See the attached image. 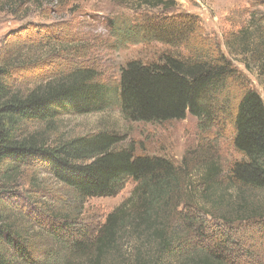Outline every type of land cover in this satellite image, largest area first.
Masks as SVG:
<instances>
[{
    "label": "trees",
    "instance_id": "trees-1",
    "mask_svg": "<svg viewBox=\"0 0 264 264\" xmlns=\"http://www.w3.org/2000/svg\"><path fill=\"white\" fill-rule=\"evenodd\" d=\"M129 1L148 11L107 20L114 50L160 44L186 54L129 61L111 83L94 65L78 62V55L71 65L49 63L48 76L24 89L10 83L13 72L6 62L0 66V264H264V252L257 260L253 247L245 251L253 242L264 249V208L251 194L264 192L262 98L196 16L164 14L173 10L174 0ZM45 2L0 0V5L14 11L22 3L40 11ZM253 27L242 49L264 60V30L258 23ZM254 37L256 44L249 42ZM60 47L73 55L80 50ZM112 107L126 121L150 124L181 121L188 114L197 121L200 140L180 164L117 148L122 138L109 131L48 142L60 117ZM28 124L44 129L25 133ZM227 130L240 158L225 170L213 154L211 133L223 138ZM30 168L82 200L115 197L128 181L135 186L96 230L77 228L75 218L46 207L38 214L43 221L34 217L36 224H29L31 211L20 205L23 212L14 214L12 204ZM207 218L225 231H213ZM241 225L251 232L236 231ZM241 253L249 259L239 260Z\"/></svg>",
    "mask_w": 264,
    "mask_h": 264
},
{
    "label": "rangeland",
    "instance_id": "rangeland-1",
    "mask_svg": "<svg viewBox=\"0 0 264 264\" xmlns=\"http://www.w3.org/2000/svg\"><path fill=\"white\" fill-rule=\"evenodd\" d=\"M173 10L165 11L170 16L189 14L196 16L203 24L209 36H214L224 56L231 61L251 83L264 102V60H253L250 51H243L245 40H251L253 24L258 23L264 30V0H174ZM17 8L0 5V66L7 63L11 67L10 83L19 88L28 84L42 82L51 70L49 63L58 66L72 64L79 55L78 62L94 65L100 78L105 82L118 79L119 70L127 62L139 60L143 63L156 62L162 56L171 54L184 56V49H173L160 44L130 45L114 50L107 30V20L114 15L135 16L148 9H136V3L129 0H57L52 4L46 0L44 8L37 11L34 7L27 10V5L16 3ZM155 13H162L157 10ZM244 37V38H243ZM257 43L256 38L254 37ZM226 40L230 44L227 47ZM78 46L76 55L62 53L60 46ZM264 48V47H263ZM264 51V50H263ZM64 55L63 59L59 56ZM74 56V57H73ZM72 57V58H69ZM56 58H58L56 60ZM23 132L35 133L44 128L39 125H24ZM100 131L117 133L122 140L117 148H131L136 155H154L170 159L180 164L184 154L195 148L200 140L197 121L190 115L184 120L163 124H150L126 121L118 108L112 107L101 113L88 115H66L55 122V129L48 136V142L64 141L79 136L95 134ZM215 132V131H214ZM215 138L214 156L220 159L226 170L230 163L239 160V155L232 149L229 132L225 137ZM196 172V171H195ZM194 173V172H193ZM197 175V174H196ZM20 198L13 202L12 212L22 213L20 205L31 211L28 223L36 224L33 218L51 208L76 219V227L84 230H96L104 224L109 213L122 203L127 202L135 184L128 181L123 190L111 198L79 199L61 188L52 178L38 169L24 172ZM34 176V185L31 183ZM195 176V175H194ZM193 178V182L197 178ZM228 185L223 187L227 189ZM228 190V189H227ZM234 190L229 191L233 195ZM256 204L264 208V192L251 193ZM19 208H16V207ZM209 227L214 231H225L219 221L207 218ZM247 225H241L236 231H250ZM124 244L126 241L123 242ZM245 251L252 250L258 260L264 249L262 242H253ZM125 245V250H128ZM249 259L248 255L239 254V260ZM253 258V257H252Z\"/></svg>",
    "mask_w": 264,
    "mask_h": 264
}]
</instances>
